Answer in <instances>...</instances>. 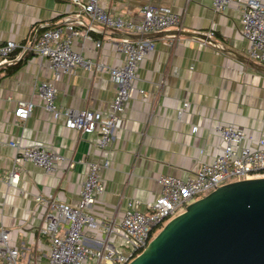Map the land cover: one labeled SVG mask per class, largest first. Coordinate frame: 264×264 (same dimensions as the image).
<instances>
[{"label": "crops", "instance_id": "crops-1", "mask_svg": "<svg viewBox=\"0 0 264 264\" xmlns=\"http://www.w3.org/2000/svg\"><path fill=\"white\" fill-rule=\"evenodd\" d=\"M98 1L111 14L138 20L146 0ZM241 1L215 12L211 0H161L179 13L180 28L146 35L154 50L138 64L135 91L106 153L98 147L97 131L80 133L66 128L62 119L55 120L43 108L37 85L43 80L54 82L60 109L105 113L116 90L107 71L78 68L55 78L47 58L20 50L12 56L13 65L0 66V227L9 231L20 264L48 262L51 241L38 232L48 209L36 196L76 206L87 161L108 159V167L100 171L102 191L89 210L102 225L113 223L117 228L127 208L147 212L146 204L161 190L160 177L187 179L216 158L224 144L218 126L232 125L246 135L244 145L264 148L258 142L264 141V60L247 55ZM79 9L73 0H0V43H29L37 29L55 27L67 17L87 24ZM85 24H75L81 34L73 37V50L109 66L120 65L124 55L116 43L131 33L93 22L88 39L82 35ZM210 31L214 32L211 43H202L208 41ZM67 33L65 29L62 37ZM175 37L178 42L172 45ZM96 40L101 41L98 48ZM20 100L34 105L25 120L14 115ZM12 141L20 146H48L62 159L55 161V171L47 173L30 161L16 160L17 150L8 144ZM11 171L17 173L15 185L9 182ZM83 240L98 249L116 248L121 239L100 225L85 228Z\"/></svg>", "mask_w": 264, "mask_h": 264}, {"label": "built area", "instance_id": "built-area-1", "mask_svg": "<svg viewBox=\"0 0 264 264\" xmlns=\"http://www.w3.org/2000/svg\"><path fill=\"white\" fill-rule=\"evenodd\" d=\"M73 1L80 6L78 14L84 13L87 16V24L67 17L55 27L37 29L29 43L14 40L0 43V66L12 65L13 54L20 50L24 54L34 53L47 58L55 78L78 68L92 73L107 71L116 84V90L105 113L87 108L60 109L55 101L54 82L43 80L37 85L43 108L55 120L62 119L66 128L80 133L97 131L98 147L106 153L115 131L121 127L123 112L135 91L134 80L138 64L154 50V42L146 38V35L169 27L180 28L181 16L161 3V0H146L140 7L141 17L138 20L111 14L98 0H87L84 3ZM236 1L211 0V8L215 12H223ZM240 4L242 35L248 42L247 55L252 60L262 61L264 3L259 0H242ZM93 22H100L110 30L138 35L136 39H118L116 49L124 55L120 65L109 66L73 50V37L81 34L75 24H85L87 29L82 35L89 39V31L94 30ZM65 29L68 33L63 38ZM213 34V31L207 33L208 41L202 43H211L209 38ZM177 42L178 37H175L171 44ZM100 45L101 41L96 40L95 46L98 48ZM138 92L144 95V90L138 89ZM33 106L31 101H18L14 110L15 117L27 119ZM217 130L224 144L213 161L203 164L195 175L187 179L170 175L160 177L161 190L153 201L146 204L147 212L127 208L117 228L113 223L102 225L89 210L97 194L102 191L100 171L108 167L106 156L102 161L86 162V176L81 184L76 206L37 195L36 201L44 203L48 209L44 215L45 224L38 230L39 234L49 236L51 241L46 264H83L89 257L93 258L94 264H128L144 250L157 231L167 221L182 213L188 204L224 184L264 177V148L253 149L244 145L246 135L232 125L218 126ZM258 142L260 145L264 144L262 140ZM8 144L17 150L16 160L30 161L47 173L55 171V161L62 159L57 152L45 145L20 146L16 141ZM69 166L72 164L69 163ZM17 180V173L11 171L9 182L15 185ZM63 225L64 232L60 236L58 233ZM100 225L106 228L108 234L115 232L120 235L118 248L93 249L84 243V229H94ZM9 237V231L0 227V264H20L19 250L10 245Z\"/></svg>", "mask_w": 264, "mask_h": 264}, {"label": "water", "instance_id": "water-1", "mask_svg": "<svg viewBox=\"0 0 264 264\" xmlns=\"http://www.w3.org/2000/svg\"><path fill=\"white\" fill-rule=\"evenodd\" d=\"M128 264H264V177L224 184L188 204Z\"/></svg>", "mask_w": 264, "mask_h": 264}, {"label": "rangeland", "instance_id": "rangeland-1", "mask_svg": "<svg viewBox=\"0 0 264 264\" xmlns=\"http://www.w3.org/2000/svg\"><path fill=\"white\" fill-rule=\"evenodd\" d=\"M158 232V231H157ZM120 242V241H119ZM119 245V244H118ZM118 245L116 246V248H118ZM87 260H89V264H94V260H93V258H91V257H89ZM87 260H85L84 262H83V264H87Z\"/></svg>", "mask_w": 264, "mask_h": 264}, {"label": "trees", "instance_id": "trees-1", "mask_svg": "<svg viewBox=\"0 0 264 264\" xmlns=\"http://www.w3.org/2000/svg\"><path fill=\"white\" fill-rule=\"evenodd\" d=\"M13 65V64H12Z\"/></svg>", "mask_w": 264, "mask_h": 264}]
</instances>
